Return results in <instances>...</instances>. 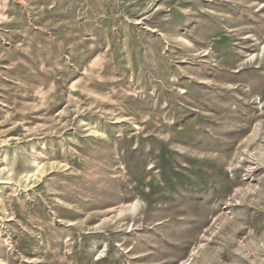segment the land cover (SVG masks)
I'll return each mask as SVG.
<instances>
[{
    "label": "rangeland",
    "instance_id": "374dc122",
    "mask_svg": "<svg viewBox=\"0 0 264 264\" xmlns=\"http://www.w3.org/2000/svg\"><path fill=\"white\" fill-rule=\"evenodd\" d=\"M0 264H264V0H0Z\"/></svg>",
    "mask_w": 264,
    "mask_h": 264
}]
</instances>
